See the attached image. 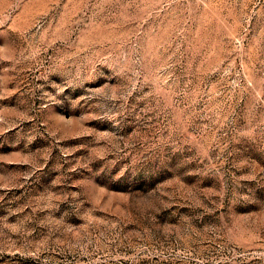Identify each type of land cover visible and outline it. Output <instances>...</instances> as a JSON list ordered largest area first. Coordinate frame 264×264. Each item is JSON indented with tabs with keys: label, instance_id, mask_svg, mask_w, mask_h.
<instances>
[{
	"label": "rangeland",
	"instance_id": "obj_1",
	"mask_svg": "<svg viewBox=\"0 0 264 264\" xmlns=\"http://www.w3.org/2000/svg\"><path fill=\"white\" fill-rule=\"evenodd\" d=\"M0 264H264V0H0Z\"/></svg>",
	"mask_w": 264,
	"mask_h": 264
}]
</instances>
